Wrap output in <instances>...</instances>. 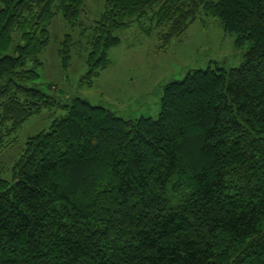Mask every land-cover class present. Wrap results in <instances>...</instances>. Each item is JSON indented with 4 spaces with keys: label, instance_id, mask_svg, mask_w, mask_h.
<instances>
[{
    "label": "trees",
    "instance_id": "obj_1",
    "mask_svg": "<svg viewBox=\"0 0 264 264\" xmlns=\"http://www.w3.org/2000/svg\"><path fill=\"white\" fill-rule=\"evenodd\" d=\"M85 9L0 0V153L34 115L66 109L0 177V264H264V0H104L81 33L92 80L135 22L165 49L204 13L249 43L239 67L167 83L157 119L42 89L53 18L76 27ZM75 44L59 48L65 70Z\"/></svg>",
    "mask_w": 264,
    "mask_h": 264
},
{
    "label": "rangeland",
    "instance_id": "obj_2",
    "mask_svg": "<svg viewBox=\"0 0 264 264\" xmlns=\"http://www.w3.org/2000/svg\"><path fill=\"white\" fill-rule=\"evenodd\" d=\"M85 7L81 25L76 27L70 26L62 13L57 12L50 26L49 46L41 57V87L62 105L82 98L93 105L110 108L125 119H157L167 83L181 80L196 69L239 67L249 47L248 42L238 44L237 35L226 32L218 18L204 13L165 49L161 47L156 29L147 34L135 22L116 32L121 41L108 51L111 64L92 80L86 63L89 48L81 33L99 17L104 0H85ZM67 34L76 44L72 49L70 68L65 70L59 48ZM52 83L56 90L50 87ZM65 114V107L56 105L31 117L17 132L13 144L0 153V177L12 179L13 165L23 152L28 137L49 129L56 117Z\"/></svg>",
    "mask_w": 264,
    "mask_h": 264
}]
</instances>
